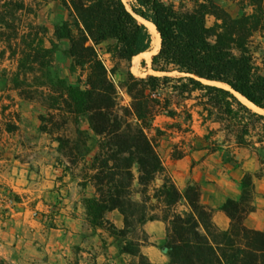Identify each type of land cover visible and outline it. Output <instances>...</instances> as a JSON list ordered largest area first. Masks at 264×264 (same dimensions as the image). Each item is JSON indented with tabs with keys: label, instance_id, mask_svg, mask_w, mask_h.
<instances>
[{
	"label": "trees",
	"instance_id": "1",
	"mask_svg": "<svg viewBox=\"0 0 264 264\" xmlns=\"http://www.w3.org/2000/svg\"><path fill=\"white\" fill-rule=\"evenodd\" d=\"M180 1L179 6L163 0L16 2V11L32 15L58 2L69 20L55 26L48 47V30L29 26L20 39L21 60L14 83L18 86L22 75L44 79L46 114L38 116V131L53 137L63 171L78 179L81 188L88 184L94 188V196L83 199L86 221L94 231L102 230L114 239L118 256L130 258L127 264H153L131 235L137 229L145 235L142 227L155 220L166 224L162 249L167 262L163 264H264V232L244 224L255 210L253 179L260 174L246 173L240 198L222 204L220 210L230 224L220 229L213 222V210L200 202L199 186L190 183L181 192L167 175L158 152V139L166 131L154 127L156 117L163 114L173 120L170 129L183 130L176 121L179 113L157 96L159 90L169 88L178 98L193 100L191 108L201 124L220 125L235 147L264 151V116L234 97L238 93L264 110V0ZM227 1L238 6L240 15L233 17L220 5ZM10 4L4 3L5 7ZM142 20L152 23L160 36L158 50L144 57L160 75L138 79L127 71L123 87L131 103L120 107L116 85L98 48L106 45L113 66H129L134 57L152 51L153 38ZM60 41L68 43L65 54L70 59L69 72L76 76L73 84H56L60 75L54 61ZM171 73L177 75L168 76ZM17 90L21 99L33 100ZM186 121H192L191 114ZM82 123L96 137L93 149L88 131L80 128ZM212 135L208 131L203 140L207 151L216 153L222 148L209 141ZM77 170L79 176L74 175ZM160 176L162 182L156 186ZM153 202L164 210L163 218L150 213L154 211L148 204ZM180 203L185 206L183 212L171 211ZM115 211L123 218L122 228L107 218Z\"/></svg>",
	"mask_w": 264,
	"mask_h": 264
},
{
	"label": "crops",
	"instance_id": "2",
	"mask_svg": "<svg viewBox=\"0 0 264 264\" xmlns=\"http://www.w3.org/2000/svg\"><path fill=\"white\" fill-rule=\"evenodd\" d=\"M1 104L0 101V118L13 110L10 107H2ZM19 106L22 112L21 120L16 123L19 130L15 134L6 131L0 134V178H4V186L9 188L19 201L15 208L9 209L10 216L15 221L5 225L4 230L0 228V245L14 244L16 237L17 246L22 250L29 246L39 251L44 248L50 252L72 250L77 258L83 256L85 264H98V247L93 249L91 244L94 237L102 234L104 240L108 238L109 252L112 256H118L114 239L102 230L94 231L86 221L83 199L91 198L95 194L90 184L84 189L81 188L78 181H74L63 171L56 157H27L24 161H12L7 158L13 157V154L20 150H25V153L33 152L25 141L30 138L29 133L24 132L25 106L22 103L15 104V108ZM189 114L192 115V121H187L191 124L190 127L182 125L177 118L176 121L182 125L183 130H193L190 132L193 136L188 133L180 136L183 131H177L175 134H178V138H174V144L184 140L191 141L190 145H183L179 153L182 154L181 157H161L167 175L181 192L190 183L197 184L201 204L213 210V222L224 230L229 227L230 221L220 207L227 199L240 198L241 181L246 173H262L260 177L253 179L255 210L246 217L244 224L249 229L264 232V151L254 152L237 148L233 138L225 139L220 125H202L195 109H191ZM161 116L173 122L169 117L163 114ZM161 116H157L155 122ZM159 128L164 130L161 125ZM208 131H213L209 141L216 142L222 148L216 153H209L206 149L207 144L203 137ZM153 135L154 133L149 136ZM22 177H25V180ZM182 207L185 210L183 203ZM35 210L46 214L45 219H28V213L31 214ZM107 218L117 228L123 227V218L118 212L108 213ZM142 230L147 236V243L141 244L142 254L153 264L166 263L167 256L162 249L166 238L165 223L160 220L147 222ZM53 233L59 234L58 239L51 238ZM101 244L99 242V245Z\"/></svg>",
	"mask_w": 264,
	"mask_h": 264
},
{
	"label": "rangeland",
	"instance_id": "3",
	"mask_svg": "<svg viewBox=\"0 0 264 264\" xmlns=\"http://www.w3.org/2000/svg\"><path fill=\"white\" fill-rule=\"evenodd\" d=\"M13 4L5 7L4 3ZM23 1L26 5H29L31 0H0V101L2 102V107H10L13 110H10L7 114L3 115L0 118V134H3L5 131L15 134L19 127L16 125L17 122L21 120V109L20 106L15 108V104L22 103L25 106L24 112L26 113L24 120V132L29 133L30 138L25 140L26 145H30V150L33 152H26L25 150H20L15 152L13 157H7L8 159L24 161L27 157H58L56 153L57 144L53 141V137L47 134L39 133L36 125H39L38 116L46 114L45 110L42 108L44 103V90L41 88V84L44 82V79L40 75L32 76L27 75L25 78L23 75L20 78V84L17 86L14 83L15 73L17 71V63L21 60L20 49L21 43L20 39L25 33H27L30 25H35L39 27H45L48 30V33L45 36V46H49L48 40L52 37L55 26L58 24L69 20L68 13L59 5L58 2H50L45 6H42L37 10L35 15L29 14L27 11H16L15 3ZM166 4L173 3L176 6H179L180 0H163ZM128 2V0H127ZM186 8L190 9L191 4L185 2ZM220 5L233 17L240 15L238 6L231 1L221 2ZM1 19H4L3 22ZM209 23H212V20H209ZM60 52L57 53L54 61V65L59 72L60 79L56 82L57 85H67L73 84L76 82V76H73L69 72L70 59L65 54V51L68 48V43L66 41H60L59 43ZM106 45H102L98 48L99 54L101 55L102 60L105 65L110 70V77L113 80L117 88L118 93V103L120 107H129L131 100L128 96L125 88L123 87L124 79L126 77L127 71H129L135 78L141 79L149 75H160L156 74L151 70V61L148 62L147 58H144L148 55L143 56L137 63L136 69L133 60L129 66L121 63L113 66V63L110 61L109 55L105 53ZM156 55V54H155ZM154 56V55H153ZM152 56V57H153ZM151 57V58H152ZM258 59L261 55H257ZM176 73H171L168 76H176ZM17 87L23 91L26 96H31L32 101H25L19 97V92ZM157 96L161 99L168 100L170 102V109L179 113L177 120L182 123V125H189L187 123L186 116L191 111V106L193 105V100H183L178 98L169 88H164L159 90ZM18 99V100H17ZM6 101V102H4ZM161 116V115H160ZM172 121L164 119L161 116L155 123L154 127L159 128V125L166 130V135L161 136L158 139V152L161 157H176L181 153V148L183 145H190L191 141L186 142L184 140H179L178 144H174V138H178V133L175 130L170 129ZM80 128L88 131L91 136L89 141V148L93 149L96 142V137L93 136L91 131L88 129L86 123H82ZM181 135L189 134L193 136L190 132L193 130H182ZM10 133V132H9ZM21 133V129H20ZM152 131H149V135L152 134ZM226 140L231 139L229 133L224 132ZM194 138V137H193ZM192 139V138H191ZM36 143V144H32ZM53 143L55 146H53ZM180 144V145H179ZM39 148V149H38ZM35 152V154H34ZM263 152V151H262ZM29 153V154H27ZM3 154V153H2ZM88 157H92V154ZM60 166V165H59ZM262 174V173H260ZM74 175L79 176V171H74ZM25 180V177H22ZM78 181V179H74ZM0 228L5 229V225H8L15 220L10 216L11 207L15 208L16 204L19 203L17 196L13 194L9 188L4 186V178H0ZM79 182V181H78ZM162 182V177H158L155 185L158 186ZM153 186L150 190L152 193ZM136 199H140L137 195ZM148 208L153 210V213L159 217L163 218L165 215L164 210L161 207H158L154 202L148 204ZM39 215L33 217L28 213V219H45V215L41 211L36 210ZM171 211L183 212L184 208L182 203L175 206ZM49 220V219H47ZM166 225V224H165ZM144 232V231H143ZM145 233V232H144ZM23 234V233H22ZM24 235V234H23ZM146 235V234H145ZM142 234V232L137 229L135 232H132L131 239L136 242L147 243V236ZM93 236H97L93 234ZM59 234L53 233L51 237L53 240L58 239ZM146 238V239H145ZM106 238L104 240L102 234H99L97 237L92 239V248L96 249L100 260L98 264H127L130 262V258L127 256L119 257L112 256L109 252L108 242ZM18 238L15 237L14 244H5L0 245V264H85L86 260L81 257H76L75 252L72 250H62L56 252L47 251L44 248L43 251L35 249L33 246L27 247L25 250H22L17 245ZM99 242L102 244L99 245ZM102 256V257H101ZM89 264V263H88Z\"/></svg>",
	"mask_w": 264,
	"mask_h": 264
},
{
	"label": "bare ground",
	"instance_id": "4",
	"mask_svg": "<svg viewBox=\"0 0 264 264\" xmlns=\"http://www.w3.org/2000/svg\"><path fill=\"white\" fill-rule=\"evenodd\" d=\"M124 4H127V0H123ZM143 23L145 24V26L147 27V29L149 30V32L151 33L152 35V38H153V41H152V51L151 52H148V53H144V54H141V55H138L136 57L133 58V64L135 66L134 69H136V66H137V63L139 62V60L145 56V55H151L153 54L156 50H158L159 48V45H160V36L158 34V32L156 31V28L155 26L150 23V22H147V21H144L142 20ZM214 84V83H213ZM219 85V84H217ZM234 92V91H233ZM235 96L243 103L245 104L246 106H248L250 109H252L253 111H255L256 113H259V114H262L264 115V110H261L257 107H255L254 105H252L251 103H249L245 98H243L241 95H239L238 93H235Z\"/></svg>",
	"mask_w": 264,
	"mask_h": 264
},
{
	"label": "built area",
	"instance_id": "5",
	"mask_svg": "<svg viewBox=\"0 0 264 264\" xmlns=\"http://www.w3.org/2000/svg\"><path fill=\"white\" fill-rule=\"evenodd\" d=\"M31 215H32L33 217H36V216L39 215V213L35 210V211H32V212H31Z\"/></svg>",
	"mask_w": 264,
	"mask_h": 264
},
{
	"label": "water",
	"instance_id": "6",
	"mask_svg": "<svg viewBox=\"0 0 264 264\" xmlns=\"http://www.w3.org/2000/svg\"><path fill=\"white\" fill-rule=\"evenodd\" d=\"M145 26V25H144ZM146 27V26H145ZM205 84H207V83H205ZM207 85H210V84H207ZM210 86H215V85H210ZM215 87H218V86H215ZM219 88H221V87H219ZM227 90V89H226ZM233 91V90H232ZM231 92V91H230ZM232 93V92H231ZM233 94V93H232ZM234 95V94H233ZM234 97H235V95H234ZM236 99H237V97H235ZM238 100V99H237ZM239 101V100H238ZM243 104V103H242ZM259 114V113H258ZM260 115H262V114H260ZM264 116V115H263Z\"/></svg>",
	"mask_w": 264,
	"mask_h": 264
}]
</instances>
